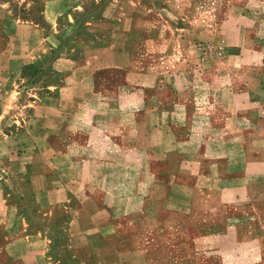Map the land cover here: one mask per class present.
Instances as JSON below:
<instances>
[{"label":"crops","instance_id":"0c3cea01","mask_svg":"<svg viewBox=\"0 0 264 264\" xmlns=\"http://www.w3.org/2000/svg\"><path fill=\"white\" fill-rule=\"evenodd\" d=\"M68 10L84 15L60 24ZM44 14L0 52V190H27L77 264H245L264 217V0ZM209 43L224 55L201 62ZM11 209L0 191V223Z\"/></svg>","mask_w":264,"mask_h":264},{"label":"rangeland","instance_id":"374dc122","mask_svg":"<svg viewBox=\"0 0 264 264\" xmlns=\"http://www.w3.org/2000/svg\"><path fill=\"white\" fill-rule=\"evenodd\" d=\"M54 0H0V52L11 41L12 28L16 22L46 23V5ZM87 2V1H86ZM204 4L210 0H197ZM91 8L90 4H83ZM72 10L62 15L60 24L70 22ZM0 191L11 209L8 219L0 223V264H77L68 246V238L54 236L61 225L45 219L33 205L31 194L25 189L12 187L9 180H3ZM257 236L249 239L245 247V264H264V217L258 223Z\"/></svg>","mask_w":264,"mask_h":264},{"label":"built area","instance_id":"2783aa9c","mask_svg":"<svg viewBox=\"0 0 264 264\" xmlns=\"http://www.w3.org/2000/svg\"><path fill=\"white\" fill-rule=\"evenodd\" d=\"M224 55V50L221 46L209 43L200 51L199 60L201 62H208L214 58L222 57Z\"/></svg>","mask_w":264,"mask_h":264}]
</instances>
